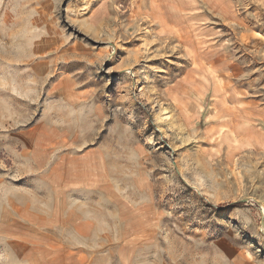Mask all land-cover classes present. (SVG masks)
<instances>
[{
  "label": "rangeland",
  "instance_id": "374dc122",
  "mask_svg": "<svg viewBox=\"0 0 264 264\" xmlns=\"http://www.w3.org/2000/svg\"><path fill=\"white\" fill-rule=\"evenodd\" d=\"M0 264H264V0H0Z\"/></svg>",
  "mask_w": 264,
  "mask_h": 264
},
{
  "label": "crops",
  "instance_id": "0c3cea01",
  "mask_svg": "<svg viewBox=\"0 0 264 264\" xmlns=\"http://www.w3.org/2000/svg\"><path fill=\"white\" fill-rule=\"evenodd\" d=\"M93 159L92 160H90V161H87L85 164L86 165H88V166H90V170H93L94 171V173L98 176V178L100 177V175H101V171H96L93 167L96 165V164H101V162H102V160H101V158H99V159H96V157H92ZM91 173H92V171H91ZM98 179H96L95 177H94V174H93V179L87 184V188H90V189H96V188H98V185H99V183H98V181H97Z\"/></svg>",
  "mask_w": 264,
  "mask_h": 264
}]
</instances>
